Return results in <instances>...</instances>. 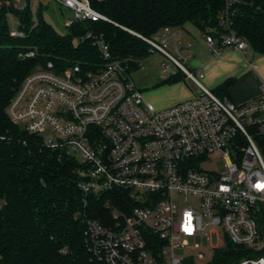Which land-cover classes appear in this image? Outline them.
Here are the masks:
<instances>
[{
  "label": "built area",
  "instance_id": "obj_1",
  "mask_svg": "<svg viewBox=\"0 0 264 264\" xmlns=\"http://www.w3.org/2000/svg\"><path fill=\"white\" fill-rule=\"evenodd\" d=\"M104 1L56 0L74 14L67 28L107 20L96 8ZM13 6L32 11V0H14ZM221 25L218 34L205 33L211 55L250 48L226 14ZM129 32L149 45V54L159 53L176 67L172 73L163 64L166 78L185 75L193 98L155 110L132 80L128 63L114 59L103 38L94 36L102 62L91 69L74 64L57 71L51 62L37 68L11 100L9 118L79 161L84 195L121 190L134 204L126 212L111 209L112 225L88 221L87 243L99 260L194 264L175 251L197 237L211 239L222 228L226 243L250 251L240 264H264V85L250 101L222 99L202 84L201 70L189 69L178 46L179 58L167 50L176 37L171 28L153 38ZM11 35L22 34L11 29ZM21 56L32 58L35 52ZM214 154L225 162L223 174L203 169Z\"/></svg>",
  "mask_w": 264,
  "mask_h": 264
},
{
  "label": "trees",
  "instance_id": "obj_2",
  "mask_svg": "<svg viewBox=\"0 0 264 264\" xmlns=\"http://www.w3.org/2000/svg\"><path fill=\"white\" fill-rule=\"evenodd\" d=\"M13 1L0 0V264H106L89 249L88 221L112 225L111 209L126 212L134 204L121 190L84 195L78 187L79 161L15 125L7 113L11 100L48 62L57 71L74 64L91 69L102 62L94 36L102 37L111 56L128 63L132 73L149 55V45L129 31L153 38L164 28L191 23L218 34L226 14L232 30L264 54V0H106L96 8L107 20L77 22L65 35L42 16L36 22L30 6L15 9ZM10 14L18 18L22 35H11ZM29 51L35 57L21 56ZM179 78L185 75L166 81ZM233 85L227 80L214 93L226 95ZM249 257L250 251L227 242L212 264H240Z\"/></svg>",
  "mask_w": 264,
  "mask_h": 264
},
{
  "label": "rangeland",
  "instance_id": "obj_3",
  "mask_svg": "<svg viewBox=\"0 0 264 264\" xmlns=\"http://www.w3.org/2000/svg\"><path fill=\"white\" fill-rule=\"evenodd\" d=\"M32 13L35 19L38 16H42L52 26L55 32L61 35L68 33L66 21L74 19L73 12L60 6L56 0H32ZM8 22L11 29L19 28V21L16 15H8ZM187 25L189 27H195L191 23H187ZM193 37L195 38V35ZM178 40L183 41L184 38L180 36ZM196 40L201 41L202 39L196 38ZM172 43L173 45L167 50L179 58L174 52L175 41ZM254 55L258 58L263 54H258L252 49L247 50L246 56L248 59H253ZM163 64L169 65L171 72H175L176 67L168 59L159 53H153L149 54L142 61L141 68L130 73L136 86L143 92L145 101L157 110L169 109L177 104L190 100L194 96L191 84L184 78L166 81L168 78L163 75ZM219 97L224 99L225 95H219ZM47 135H49V132ZM209 159L210 161L203 165L205 171L219 174L225 172V162L219 154L211 155ZM217 233L218 235H213L211 239H208V237H197L191 240L189 247L187 249H177L175 256L178 258L191 257L194 264H212L216 251L225 249L227 245L223 229L220 228L217 230ZM196 245L199 248H196Z\"/></svg>",
  "mask_w": 264,
  "mask_h": 264
},
{
  "label": "crops",
  "instance_id": "obj_4",
  "mask_svg": "<svg viewBox=\"0 0 264 264\" xmlns=\"http://www.w3.org/2000/svg\"><path fill=\"white\" fill-rule=\"evenodd\" d=\"M172 31L176 33L173 40L175 41L174 52L176 53L178 46L181 54L188 58L189 69L203 72L202 83L207 89L214 92L227 80H234V85L225 95L234 102L244 103L260 94L261 87L264 85V54L258 58L254 55L253 59H248L247 51L243 53L229 50L219 57H214L208 51L204 39L205 33L197 27H189L186 24L184 27L172 29ZM180 36L184 38V42L178 40ZM196 38L202 40L199 41ZM173 41H171L170 46L173 45ZM176 75L178 74L172 76ZM153 108L157 110L155 107Z\"/></svg>",
  "mask_w": 264,
  "mask_h": 264
}]
</instances>
